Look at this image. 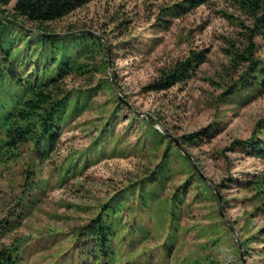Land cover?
Returning <instances> with one entry per match:
<instances>
[{"label": "rangeland", "instance_id": "374dc122", "mask_svg": "<svg viewBox=\"0 0 264 264\" xmlns=\"http://www.w3.org/2000/svg\"><path fill=\"white\" fill-rule=\"evenodd\" d=\"M181 3L92 0L50 23L54 32L89 29L103 36L109 57L105 48L94 61L103 54L105 69L67 77L72 89H93L61 124L56 149L37 165L36 186L23 187L21 163L0 169V213L11 211L20 223L0 242L18 240L17 264H82L87 250L75 228L101 204L151 178L169 149L186 158L176 142L190 156L191 171L176 158L169 164L172 174L159 182V200L150 199L144 209L130 194L121 213L125 228L116 236L118 256L133 264H264V182L261 188L257 182L264 178V158L233 144L252 136L264 120V93L221 96L244 69L245 63L232 66L228 49L231 41L243 47L250 20L230 0ZM173 5L179 8L171 10ZM253 41L255 55L264 59V42ZM190 50L204 52L205 61L189 79L162 91L144 89L159 69ZM142 117L170 139L166 149ZM193 132L195 141L183 138ZM175 192L183 202L170 227L167 200Z\"/></svg>", "mask_w": 264, "mask_h": 264}, {"label": "trees", "instance_id": "16d2710c", "mask_svg": "<svg viewBox=\"0 0 264 264\" xmlns=\"http://www.w3.org/2000/svg\"><path fill=\"white\" fill-rule=\"evenodd\" d=\"M10 1L0 0V13L29 27L54 32L51 22L62 19L69 12L92 0H16L12 8L7 10L5 7ZM206 1L183 0L180 7L185 4L196 7ZM230 1L249 17L250 25H244L245 43L242 48L232 41L230 43L228 54L232 66L239 63H245V66L236 81L227 83L221 96L228 98L237 91H242V94L264 93V59L255 55L257 44L253 41L255 37H259L264 42V0ZM174 7L179 8L173 5L170 9ZM73 28L75 27L72 25L67 26V30ZM104 51L102 39L92 33L45 37L28 34L0 20V169L9 168L10 162L15 165L21 163L19 172L26 190L36 186L33 175L37 165L48 160L56 149L61 136V124L83 107L93 89H72L68 87L67 77H87L91 72L105 69L103 54L98 63H94L97 55ZM204 61V52L190 50L182 59L159 69L156 77L144 86V89H168L189 79L195 66ZM104 85L109 86V83ZM115 100L119 104V101ZM142 120L151 128L158 145L165 141L166 149L170 139L161 134L149 120L144 117ZM183 138L195 141L198 137L193 132ZM233 144L248 148L249 153L264 158V120L257 122L252 136L235 140ZM82 154L86 156V152ZM176 158H179L182 167L185 166L191 171L188 159L171 148L165 153L160 167L158 166L151 178L142 179L139 187L128 188L124 194H118L107 203L101 204L85 224L75 228L87 250V259L83 260L82 264H133L129 259L131 257L122 260L116 250L117 241L121 240V236H116L126 224L123 222L122 210L126 208V202L132 192L136 193L138 204L143 206V209L149 206L150 199L159 200L156 196L161 186L159 182L172 174L169 164ZM73 168L77 169V165L74 164ZM196 177L203 183L199 176ZM257 182L259 188L263 187L264 178L258 179ZM203 186L207 185L203 183ZM181 194L175 192L168 197L170 227L176 222L178 202H183ZM18 222L17 217L11 218V211L3 210L0 213V241L20 225ZM130 228L132 232L137 230L133 225ZM19 249L16 238L9 244L0 242V264H17Z\"/></svg>", "mask_w": 264, "mask_h": 264}, {"label": "water", "instance_id": "95a60500", "mask_svg": "<svg viewBox=\"0 0 264 264\" xmlns=\"http://www.w3.org/2000/svg\"><path fill=\"white\" fill-rule=\"evenodd\" d=\"M0 20L5 22V23H8V24H11L15 27H17L18 29L28 33V34H32V35H38V36H45V37H68V36H72V35H76V34H79V33H92V34H95L97 36H99L103 43L105 44V48H106V52H107V56L109 57V47L107 45V42L105 41V39L103 38V36L101 35H98L97 33L89 30V29H78V30H72V31H66V32H44V31H41L40 29H36V28H32V27H29L23 23H21L20 21L18 20H15L5 14H2L0 13ZM111 82L113 83V78H112V75H111ZM113 88H114V92L117 96L118 99L120 100H123L117 90H116V87L115 85L113 84ZM144 115H146L149 119H151L152 121L155 122V124H157L158 126V129L161 133H163L164 135L168 136L169 138H173L171 133L168 131V129L166 127H164L160 122H158L157 120H155L151 115L147 114V113H143ZM176 145L178 147V149L186 156V158L188 159V161L191 163L190 161V156L188 155L187 152H185L176 142Z\"/></svg>", "mask_w": 264, "mask_h": 264}]
</instances>
